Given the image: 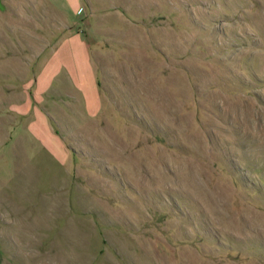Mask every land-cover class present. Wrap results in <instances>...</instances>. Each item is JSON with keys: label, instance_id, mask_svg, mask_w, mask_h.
Listing matches in <instances>:
<instances>
[{"label": "rangeland", "instance_id": "rangeland-1", "mask_svg": "<svg viewBox=\"0 0 264 264\" xmlns=\"http://www.w3.org/2000/svg\"><path fill=\"white\" fill-rule=\"evenodd\" d=\"M79 4L0 8V264H264V0Z\"/></svg>", "mask_w": 264, "mask_h": 264}, {"label": "crops", "instance_id": "crops-1", "mask_svg": "<svg viewBox=\"0 0 264 264\" xmlns=\"http://www.w3.org/2000/svg\"><path fill=\"white\" fill-rule=\"evenodd\" d=\"M32 2L37 3V5L46 4L53 7L57 15L65 21L67 20L66 22L74 21L82 12L79 0H0V8L6 9L7 5L27 7Z\"/></svg>", "mask_w": 264, "mask_h": 264}]
</instances>
